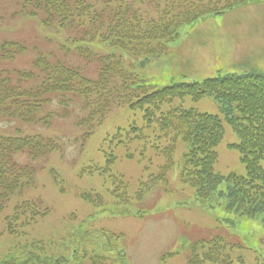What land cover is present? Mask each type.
<instances>
[{
  "label": "rangeland",
  "instance_id": "374dc122",
  "mask_svg": "<svg viewBox=\"0 0 264 264\" xmlns=\"http://www.w3.org/2000/svg\"><path fill=\"white\" fill-rule=\"evenodd\" d=\"M214 1L90 0L100 13L106 11V20L110 21L105 22L93 39L88 37L72 43L73 39L82 37L84 28H47L40 18L21 12L23 0H0V55L4 42H17L24 49L23 55L13 53L12 58L0 60L1 75L15 77L14 71L37 73L39 69L43 71L42 62L49 70L59 60L91 79L98 78L100 69L104 68L107 71L104 79L109 82L105 92L111 93L110 105L90 124L78 123L87 110L77 96L68 93L52 98L54 102L44 104L35 114L32 122L40 119V113L51 111L50 126H45L43 121L25 123L19 116H0V138L8 135L39 137L41 134L55 140L59 147L38 160L25 157L21 152L11 157L13 163L17 162V167L5 176L11 185H20L17 172L24 165H32L37 173L33 175L34 183H29L23 175L22 193L8 200L0 196V264L13 249L19 250L22 260L27 259L22 257L21 251L31 253L30 240L15 237L17 232L15 236L4 233L10 231L12 216L20 205L23 215L34 214L35 221H39V224L22 227L20 233L25 229L31 238H40L38 242H45L43 245L56 250V255H69L70 259L74 258L78 241L85 244L89 253L99 252L101 240L97 242L95 234L87 236L86 233L103 228L122 234L119 245L126 249L130 264H188L189 243L218 234L243 245L238 249L228 246L231 250L226 254L231 259L230 264H264L261 219L228 215L234 223H221L226 213L215 205L221 204L223 199L216 197L204 206L197 199L195 189L180 177L190 143L171 140V131L164 128L166 122L157 124L160 112L152 111L156 114L150 117L135 102L150 89L152 92L226 73L264 72V0H246V5L186 24L178 37L166 44L156 39L144 40L137 35L141 31H133L137 21L144 17L153 18L157 23L162 15L170 13V17L176 15L174 21H179L184 18L185 9L210 7ZM240 1L243 0H234ZM170 7H174V12ZM130 10L135 11L132 13L135 18L127 15ZM90 20L87 19V25ZM144 26L140 23L136 28L142 30ZM78 45L84 52L76 50ZM41 56L44 58L38 61ZM144 59L147 64H140ZM115 73L118 78L114 77ZM121 77L133 85L141 78L149 88L144 91L143 85H137L142 87L120 102L127 85ZM18 81H23V90L39 84L36 79L26 77ZM183 105L200 112L224 114L214 95L200 101L188 97ZM224 126L225 136L216 148L219 159L215 170L223 176L231 173L244 176L246 165L241 162L239 150L232 147L239 143L238 135L227 122ZM161 168H166V172L160 173ZM92 170L94 173L90 174ZM122 174L130 183L127 190L125 186H117ZM150 184L153 188L148 191L149 195L142 201L137 200V193L150 189ZM89 190L92 195L102 194L105 205L96 206L84 198ZM128 197L130 202L125 203ZM27 200H37L39 205H28ZM72 213L77 214L76 219L69 218ZM23 240L27 241L23 243ZM94 242L99 245L94 247ZM167 253L175 255L164 257ZM106 255L107 259L118 257L114 252ZM202 261V264H212ZM111 262L107 260V264Z\"/></svg>",
  "mask_w": 264,
  "mask_h": 264
},
{
  "label": "trees",
  "instance_id": "16d2710c",
  "mask_svg": "<svg viewBox=\"0 0 264 264\" xmlns=\"http://www.w3.org/2000/svg\"><path fill=\"white\" fill-rule=\"evenodd\" d=\"M245 1L216 0L210 3V7L204 6L193 11L185 9L184 18L181 17L179 21H174L176 15L170 17V13L162 15L157 23L154 22L153 18L144 17V19L137 21L133 31H141L137 35L144 40L156 39L166 44L176 39L179 31L186 24L205 19L211 15L225 13L236 6L246 4ZM201 2L204 3V1ZM95 5L90 0H23L21 12H24L23 14L26 16L40 18L47 28H62L64 30L74 29L75 26L78 29L84 28L82 37L73 39L72 43H75L87 40L88 37L93 39L100 28H104L105 22L110 21L106 20V11L100 13ZM169 9L174 12V7ZM121 10L123 11L122 8ZM134 12L130 10L127 15L130 16ZM132 16L135 18V15ZM87 19H91L88 23L89 26ZM140 23L145 25L142 30L136 28ZM80 47L81 45H78L76 50L84 52V49ZM23 50L17 42H4L1 47L0 60L12 58L13 53H22ZM43 58L40 57L38 61ZM146 61V59L143 60V62ZM41 64L43 71L38 68L37 73L22 72L21 74L20 71H14L15 77L11 74H0V116H5V118L6 116H19L23 121L32 122L35 120V114L44 104L51 102L53 96L68 93L81 99L83 108L87 110L86 114L79 118L78 123L82 124L86 121L87 124H90L102 112V109L104 110L110 105L111 93L109 90L107 92L110 93L109 95L105 92L109 89V82L104 79L107 72L104 68L100 69L98 78L91 79L79 73L78 69L59 61H55L49 70H47L45 62ZM103 67L105 66L103 65ZM111 70H113L112 65ZM123 70L131 75L125 69ZM123 70L121 71L123 72ZM133 76L136 75L133 74ZM23 77L31 80L36 79L39 84L36 87L23 90L21 89L23 81H18ZM114 77L118 78L116 73ZM121 78L127 85L121 96L119 94L121 99L118 101L120 102L125 101L126 96H130L132 91H137L142 87L137 85H143L144 91L149 88V85L140 80L141 78H137L134 85L128 84L127 79ZM112 84L114 85L113 82ZM150 90L148 93L147 91L142 93L135 99V102L150 117H154L156 114L152 111L160 112L161 115L157 124L166 122L164 128L171 131V140L190 143V147L183 157L180 177L184 183L195 189L197 199L204 206H208L209 203L216 200V197L222 198L223 202L215 205L216 208H220L226 213L220 219L221 223H234L231 217H227L232 215L237 218L258 217L264 226V72L227 74L194 82H183L159 90L155 89L152 92ZM124 93L126 95L123 96ZM206 95H214L221 104L223 116L200 112L195 107L183 105L188 97L194 101H199ZM61 103L64 101L62 100ZM46 117H51V114ZM46 117L40 119L46 120ZM101 119L102 116L97 123ZM224 122L230 124L238 135L239 143L233 144L232 147L239 150L241 162L246 165L247 174L244 176L235 173L223 176L215 170L219 158L216 148L225 136ZM4 138H0V188L1 197L8 198L21 189L23 175L26 176L25 178H32L35 173L31 166L24 165L21 167L23 172L22 170L17 172L21 179L20 185H11L5 179V176L9 175L14 167H17L15 164L17 162L14 161L13 163L11 157L18 152H27L32 159L44 158L59 147L55 140L40 135L39 137L20 136L12 138L8 136ZM27 170L28 172H26ZM165 172L166 168L160 169V173ZM89 173L93 174L94 170ZM222 183H226L225 187H222ZM121 185L127 188L124 179H121L117 186ZM152 185H149L150 189L144 190L142 188L143 190L139 191V194L137 193V198H142L149 190H152ZM83 197L89 199L96 206H102L105 203V198L100 193L92 195L91 191H88ZM22 211L21 205L18 206L17 211L12 216V224L17 223ZM29 223L31 220H27L23 224L28 225ZM16 229L17 225L12 227L10 232L16 233ZM86 235H93L97 242L101 240L99 252L92 251L91 255H88V251L84 248L85 244L78 241V247L74 249V260L65 254L56 255V250L42 245V242H34L30 244L32 247L30 254L21 251L22 257L27 260L19 258V250L13 249L14 251L3 260L2 264H31L32 262L33 264H107V260L112 261L110 264H117V262L129 264L125 248L119 245V240L123 237L122 234L101 229L89 231ZM50 241L52 243V240ZM97 242H94V247L99 245ZM229 245L235 249L241 245V242L236 241L234 243L228 240L225 235L202 238L192 244L188 264H202V260L212 264H230L231 259L226 254L231 250L228 248ZM111 252H114L118 257L113 258L109 255L110 259H107L106 254ZM86 256L89 258V263H83Z\"/></svg>",
  "mask_w": 264,
  "mask_h": 264
}]
</instances>
